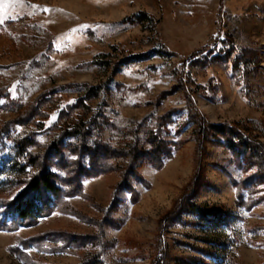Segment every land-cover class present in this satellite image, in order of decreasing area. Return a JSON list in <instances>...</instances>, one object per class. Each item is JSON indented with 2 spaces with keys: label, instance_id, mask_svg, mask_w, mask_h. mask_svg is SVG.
<instances>
[{
  "label": "rangeland",
  "instance_id": "374dc122",
  "mask_svg": "<svg viewBox=\"0 0 264 264\" xmlns=\"http://www.w3.org/2000/svg\"><path fill=\"white\" fill-rule=\"evenodd\" d=\"M9 3L0 24V198L17 197L45 166L62 185L69 171L59 160L28 157L54 155L57 143L86 168V149L111 155L59 209L0 230V264H264V165L215 129L264 155V0ZM153 135L171 150L159 168L127 157L149 152ZM25 140L22 155L16 143ZM52 232L55 240L21 243Z\"/></svg>",
  "mask_w": 264,
  "mask_h": 264
},
{
  "label": "trees",
  "instance_id": "16d2710c",
  "mask_svg": "<svg viewBox=\"0 0 264 264\" xmlns=\"http://www.w3.org/2000/svg\"><path fill=\"white\" fill-rule=\"evenodd\" d=\"M196 114L192 111V120L195 121L197 124L198 132L200 133L204 125L201 123V120L195 117ZM166 118H162V121L166 123ZM164 123V124H165ZM217 129V133L225 138L226 144L235 149L238 146L243 147V151L238 152L248 159H259L262 165H264V155L261 154L260 150L256 146H252L251 143L248 141L246 137H242L240 134L234 132L232 129L227 127H219ZM238 139L239 142H235ZM152 149L149 152H139L136 148L126 153L129 159L140 157L145 158L148 160L154 167L159 168L162 165L163 158L170 156L171 150L166 142H162V140L157 136L153 135L151 140ZM17 150L20 154L23 155L24 151L27 150L28 145L31 144L28 140L17 142ZM87 148V147H85ZM84 149V148H83ZM53 150L55 152L54 155L51 153L44 154L42 157L40 156H32L31 154L30 159L32 163L38 162L39 164L43 165V161L51 160L48 156H54L61 165L66 168L69 172L68 177L65 179H61V184H59L58 176L51 171H49L46 166L42 169L38 175L31 178V180L24 181L23 189L12 200H5L0 198V230L5 231H15L21 226H29L36 224L40 218L50 215L55 210L59 209L64 202V198L67 195H73L74 193L79 192V180L82 175H92L96 176L102 174L104 168H106V162L110 158L111 150L107 147L100 146L95 149H86L90 155V165L88 168L81 164V158L75 161V163H69L64 158L63 155V144L57 143L54 145ZM3 151V148L0 147V154ZM75 152H80V157L86 153L83 151H79L77 148L74 149ZM237 154L236 156H239ZM101 156V158H99ZM129 170V168H128ZM127 170V172H128ZM262 177L264 178V169L261 168ZM133 175L138 181H142L141 177L134 171L129 172ZM127 174V173H126ZM125 176V175H124ZM246 184H251L252 180L248 179L245 181ZM121 188H126L129 190L132 195L135 194L132 188L127 183V180H123ZM194 208V207H193ZM196 214H200V216L204 217L205 212L201 209L193 210ZM59 234L56 232L49 233V236L46 238L45 236H35L29 238L27 240L21 241L25 247L30 244L34 246H38L46 240L52 239L55 240ZM74 242V240H73ZM14 252L19 256L23 257L24 254L21 251H18L17 248H14ZM95 261V260H94ZM94 261H88L85 264H95Z\"/></svg>",
  "mask_w": 264,
  "mask_h": 264
},
{
  "label": "snow or ice",
  "instance_id": "6c2138e0",
  "mask_svg": "<svg viewBox=\"0 0 264 264\" xmlns=\"http://www.w3.org/2000/svg\"><path fill=\"white\" fill-rule=\"evenodd\" d=\"M12 5L9 3V0H0V11L5 13L4 15H0V24H3L5 20H8L10 17L7 15V10ZM47 11V9H45ZM16 17H11V19H15ZM75 31V30H74Z\"/></svg>",
  "mask_w": 264,
  "mask_h": 264
}]
</instances>
